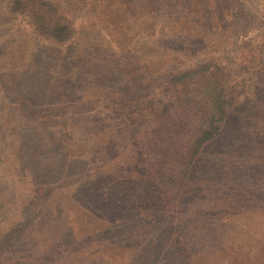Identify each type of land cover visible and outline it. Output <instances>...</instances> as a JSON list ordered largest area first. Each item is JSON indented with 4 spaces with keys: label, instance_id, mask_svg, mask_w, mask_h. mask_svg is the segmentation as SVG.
Wrapping results in <instances>:
<instances>
[{
    "label": "rangeland",
    "instance_id": "374dc122",
    "mask_svg": "<svg viewBox=\"0 0 264 264\" xmlns=\"http://www.w3.org/2000/svg\"><path fill=\"white\" fill-rule=\"evenodd\" d=\"M170 1L181 7L71 3L76 37L61 44L1 13L0 264H264V0ZM187 19L198 38L185 45ZM204 61L224 68L234 105L168 206L144 164L160 149L128 139L123 119L167 110L166 73Z\"/></svg>",
    "mask_w": 264,
    "mask_h": 264
},
{
    "label": "trees",
    "instance_id": "16d2710c",
    "mask_svg": "<svg viewBox=\"0 0 264 264\" xmlns=\"http://www.w3.org/2000/svg\"><path fill=\"white\" fill-rule=\"evenodd\" d=\"M100 1L0 0V17L4 12L23 14L39 35L61 44L76 37V28L70 18L71 3L78 2L92 7ZM161 5L167 9L181 7L177 3H169V0H162ZM187 20L186 28L190 33L184 34L185 30L180 33L185 45L193 44L195 36L198 38L195 31L191 30L194 21ZM173 22L176 26L181 22V17L175 18ZM165 91L171 95V106L167 110L160 112L159 109H146L142 106L133 108L127 112V117L130 118L123 119L125 124L121 133L135 143H145L148 140L151 145H155L154 149H160L153 158L149 155L144 161L145 168L152 176L155 187L160 190V198H165L164 203L176 206L184 199L188 189L193 161L223 135L235 97L228 86L224 68L215 61H204L171 70L165 75ZM131 99L125 96L114 102L124 107ZM16 105L25 111L31 107V103L26 100H21ZM179 127L184 129V134L178 140L176 131ZM93 137L96 138L97 135L94 134ZM186 149H193L192 158L187 168L182 170L180 158ZM117 172L120 173V170ZM145 210L150 215L152 208L145 206ZM178 233L179 231H175L170 234L171 247L176 255L188 257L191 254L190 244ZM260 244L264 248V239Z\"/></svg>",
    "mask_w": 264,
    "mask_h": 264
}]
</instances>
